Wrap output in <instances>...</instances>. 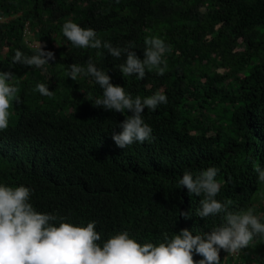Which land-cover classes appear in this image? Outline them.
Masks as SVG:
<instances>
[{"label":"trees","instance_id":"16d2710c","mask_svg":"<svg viewBox=\"0 0 264 264\" xmlns=\"http://www.w3.org/2000/svg\"><path fill=\"white\" fill-rule=\"evenodd\" d=\"M67 21L113 47L132 44L141 60L145 39L159 37L171 49L168 69L146 72L144 80L123 76L125 57L73 46L62 34ZM31 43L55 59L43 68L12 65L16 50L36 54ZM89 60L133 98L167 96L144 111L154 140L117 147L112 136L132 113L95 107L103 90L94 78L66 75L67 66L86 68ZM0 71L16 76L10 83L22 101L13 102L0 132V185L30 188V203L56 215V226L96 221L101 242L127 231L141 244L183 229L208 233L223 214L198 217L203 197L178 181L185 170L195 176L213 166L221 183L216 199L231 200L233 212L253 208L264 223V204L255 205L264 184L254 171L264 168V0H0ZM40 83L54 94L41 95ZM220 261L264 264V238L235 258L221 250Z\"/></svg>","mask_w":264,"mask_h":264},{"label":"clouds","instance_id":"9594fccd","mask_svg":"<svg viewBox=\"0 0 264 264\" xmlns=\"http://www.w3.org/2000/svg\"><path fill=\"white\" fill-rule=\"evenodd\" d=\"M62 34L77 48H103L113 58L125 57V62L118 66L123 76L144 80L146 72L155 70L157 75L163 76L168 69L165 56L170 52V46L156 36L145 39L144 59L141 60L132 44L120 48L109 42L102 43L94 29L72 21L63 24ZM44 47L39 43L32 56L16 50L12 65L36 68L49 65L55 54L44 51ZM67 67L66 75L73 81L81 74L91 76L103 90L102 98L94 102L95 107L121 114L132 113L120 124L122 131L112 136L117 147L126 149L135 142L143 144L154 140L153 129L144 121V111H155L159 105L166 104L165 94L157 92L149 97L133 98L124 87L111 83L107 72L98 69L91 60L86 68L77 64ZM14 79L17 78L11 71H0V132L9 127L13 102H22L18 95L20 89L10 83ZM35 90L43 96L54 94L44 83L38 84ZM254 171L258 174V182L264 184V168L257 164ZM218 173L219 169L214 166L195 176L185 170L178 184L180 188H186L189 195L203 197L198 217L206 219L223 214V224L208 233L195 235L187 229L171 236L165 232L163 242L159 244L138 243L127 231L101 242L96 221L81 227L61 220L56 226V215L38 213L30 203V188L0 185V264H221V250L229 255L239 254L253 246L256 237L264 238V223L254 214L253 208L233 212L229 210L231 200L220 202L216 199L221 190ZM179 215L185 220L190 218L189 212ZM194 256L202 259L197 261Z\"/></svg>","mask_w":264,"mask_h":264},{"label":"rangeland","instance_id":"374dc122","mask_svg":"<svg viewBox=\"0 0 264 264\" xmlns=\"http://www.w3.org/2000/svg\"><path fill=\"white\" fill-rule=\"evenodd\" d=\"M30 39L31 38L28 36L26 40L27 41H30ZM31 45L34 46V47L38 46V44H33V43H31ZM263 204H264V199H262V198H260V199H258V200L255 201L256 207H259V206H261Z\"/></svg>","mask_w":264,"mask_h":264},{"label":"built area","instance_id":"2783aa9c","mask_svg":"<svg viewBox=\"0 0 264 264\" xmlns=\"http://www.w3.org/2000/svg\"><path fill=\"white\" fill-rule=\"evenodd\" d=\"M230 256H234V258L237 256V254H235V255H230ZM226 259V257L224 258V260Z\"/></svg>","mask_w":264,"mask_h":264}]
</instances>
